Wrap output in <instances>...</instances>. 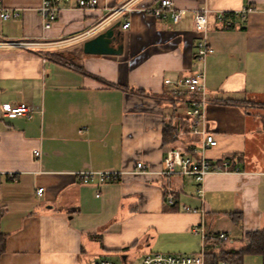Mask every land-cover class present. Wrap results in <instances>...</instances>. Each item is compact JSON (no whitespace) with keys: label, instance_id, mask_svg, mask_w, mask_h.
Masks as SVG:
<instances>
[{"label":"crops","instance_id":"0c3cea01","mask_svg":"<svg viewBox=\"0 0 264 264\" xmlns=\"http://www.w3.org/2000/svg\"><path fill=\"white\" fill-rule=\"evenodd\" d=\"M172 2L184 10L178 22L149 12L160 0H98L92 8L72 0L44 29L41 0H1L19 14L2 23L0 36L44 44L0 47V264H85L114 255L129 264L131 252L141 254L139 264L153 251H198L203 241L193 226L212 241L225 232L224 247L264 228V0ZM124 4L131 9L112 15ZM248 4L255 10L236 13ZM201 7L214 48L204 63L195 59L201 33L193 24ZM117 21L120 54L83 53L84 40ZM198 69L206 126L217 141L204 150L187 133V101L173 96L179 77ZM19 102L31 106L30 116L2 113V105ZM165 126L174 128L170 142ZM168 146L227 160V170L207 173L202 194L190 175L129 172L136 161L157 171ZM109 169L125 173L101 183L77 175Z\"/></svg>","mask_w":264,"mask_h":264},{"label":"built area","instance_id":"2783aa9c","mask_svg":"<svg viewBox=\"0 0 264 264\" xmlns=\"http://www.w3.org/2000/svg\"><path fill=\"white\" fill-rule=\"evenodd\" d=\"M72 0H41V5L37 9L44 29L51 27L53 21L57 18L60 13L61 5L63 3H69ZM76 5L80 8H92L98 3V0H74ZM131 8L127 4L122 5L120 8L115 9L112 15L116 16L122 13L124 10H130ZM261 9H264V2L261 5ZM255 10L251 5H244L236 11V13L244 16L246 13ZM149 12L155 16H170L173 22H178L184 16V10L175 9L172 0H160L158 7L150 9ZM227 14L234 13L227 11ZM223 12L218 13L217 18L223 19ZM18 10L8 8L1 3L0 0V26L3 22L13 19L18 16ZM208 21V8L201 7L198 9L193 17V24L195 29L201 33L198 41L196 42V54L195 59L199 62L204 63L205 58L214 53V48L207 42L205 36V30L207 28ZM227 25L231 24L230 19L225 22ZM129 19H125L122 23V28L126 29L129 27ZM58 41L57 43H59ZM40 41L30 40H9L0 36V47L3 46H18L22 48H33L43 45ZM165 82L169 79L165 78ZM179 85L173 92L174 97H181L187 101V106L184 108V112L191 118V126L187 130L188 134L198 136L197 146L201 150H204L217 143L214 134L210 133L206 126V107L208 104L207 91L204 83V69H198L190 75L180 76ZM187 95L184 97V95ZM1 111L4 115H25L30 116L31 106L25 102H19L15 105L4 104L1 107ZM183 132L179 131L177 134ZM196 148L193 151L196 152ZM36 155H39V151H35ZM228 165L227 160H223L221 163L212 162L205 156L199 155L196 158L191 157L188 154H180L174 147L168 146L164 150V156L162 158L161 167L157 171H152L142 162L136 161L131 173H152L156 172L161 175H190L197 183V192L202 194L201 183L204 176L210 172H223L226 171L223 166ZM123 170H99V171H79L77 175L83 183H89L93 179L99 183L106 180L118 179L124 174ZM42 189L39 188L38 192ZM186 208V207H185ZM191 231L195 234L200 235L201 241H204L208 237L202 226H193ZM213 237L221 240H228L229 237L225 232H219ZM85 264H117L113 260L106 257H98ZM139 264H205L204 260V243H201L200 249L194 253L183 254V253H170V252H159L153 251L144 254ZM219 264H228L227 261H221ZM264 264V259H263Z\"/></svg>","mask_w":264,"mask_h":264},{"label":"trees","instance_id":"16d2710c","mask_svg":"<svg viewBox=\"0 0 264 264\" xmlns=\"http://www.w3.org/2000/svg\"><path fill=\"white\" fill-rule=\"evenodd\" d=\"M63 56V54L62 56L57 55L56 58L63 61ZM173 134L174 128L165 126L163 129V141L170 142L174 140ZM214 238L216 241L209 240L208 237L203 241L205 264H219L224 260L228 264H242L244 255L257 253L264 256V228L246 232L239 248L224 247L223 243L226 240Z\"/></svg>","mask_w":264,"mask_h":264},{"label":"water","instance_id":"95a60500","mask_svg":"<svg viewBox=\"0 0 264 264\" xmlns=\"http://www.w3.org/2000/svg\"><path fill=\"white\" fill-rule=\"evenodd\" d=\"M120 25L117 21L105 30L93 37L86 39L82 44L85 54H120L122 52V36L116 27Z\"/></svg>","mask_w":264,"mask_h":264},{"label":"rangeland","instance_id":"374dc122","mask_svg":"<svg viewBox=\"0 0 264 264\" xmlns=\"http://www.w3.org/2000/svg\"><path fill=\"white\" fill-rule=\"evenodd\" d=\"M3 47H18V46H3ZM241 244L242 243H234L232 247L239 248ZM140 255H141L140 253L131 252L128 258L129 264H137V261L139 260ZM105 256H108V255H105ZM111 258L114 261H116L118 264H121V261L119 260V257L117 255H114ZM263 259H264V256L262 254H257V253L247 254V255H244L242 264H263Z\"/></svg>","mask_w":264,"mask_h":264}]
</instances>
